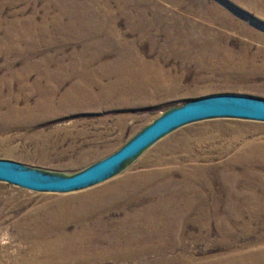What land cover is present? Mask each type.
Listing matches in <instances>:
<instances>
[{"label":"rangeland","instance_id":"1","mask_svg":"<svg viewBox=\"0 0 264 264\" xmlns=\"http://www.w3.org/2000/svg\"><path fill=\"white\" fill-rule=\"evenodd\" d=\"M218 94L264 99V0H0V160L72 175L167 111ZM219 173L236 174L244 198H228L230 181ZM121 180L129 195L107 196L121 195L119 207L71 223L79 206L100 202L102 188ZM215 202L222 219L198 209ZM164 203L190 209L181 245L143 252L135 240L127 244L121 225L103 237L85 230L100 218L159 216ZM232 203L241 215L226 213ZM67 236L76 243H63ZM50 241L73 246V264L86 251L97 259L87 264H214L257 251L264 244V122L183 126L81 191L43 193L0 181V264H44Z\"/></svg>","mask_w":264,"mask_h":264},{"label":"water","instance_id":"2","mask_svg":"<svg viewBox=\"0 0 264 264\" xmlns=\"http://www.w3.org/2000/svg\"><path fill=\"white\" fill-rule=\"evenodd\" d=\"M235 118L264 122V99L218 94L173 108L136 134L124 146L71 176L30 168L0 160V181L43 193H70L85 190L117 175L122 167L173 131L200 121Z\"/></svg>","mask_w":264,"mask_h":264},{"label":"bare ground","instance_id":"3","mask_svg":"<svg viewBox=\"0 0 264 264\" xmlns=\"http://www.w3.org/2000/svg\"><path fill=\"white\" fill-rule=\"evenodd\" d=\"M153 11H158V10L154 9ZM140 13H142L141 10L138 11V15H139V17H142V15ZM247 31L250 32V30H247ZM165 152H167V151L164 149L162 152H160V155H158V158H159L158 160H160V163H164L163 157H165V156H163V155L165 154ZM128 163H126V164H128ZM204 170H206V169H204ZM199 171L201 172V171H203V169H199ZM160 174L162 175L164 173L160 172ZM68 176H71V175H68ZM219 176L221 178L226 177V179L230 181L228 186L225 188L227 191H229V194H230V196L228 198H232L231 200H233V202L237 201L238 200L237 198H244V193H243L242 189L238 188L239 186L237 184H239V181H238L239 179H238V176L236 174H230V173L220 174L219 173ZM154 178H156V175L154 176ZM125 182L126 181L121 180L117 184L114 183V185H110L108 187L102 188V194L105 195V197L100 202L90 203L88 208H84L85 206L84 207L79 206L78 211H77V217L72 219L74 221H72L71 223L81 221V219H82V221L86 220V219H88L94 215H101L108 208L119 207L120 206V196L121 195H129V191H127V192H125V190L123 191V189H124L123 187L127 184V183L125 184ZM118 189H122V192H121V195H119V198L108 199V197H109L108 195L111 193H114L116 191L118 192ZM135 193L136 192L134 191L132 194H135ZM251 196L253 197V195H251ZM188 200H190V199H188ZM191 200H193V199H191ZM189 202L191 203V201H189ZM166 204L167 203L160 205L159 211L161 212V214L159 216H153L152 212L147 210L146 211L147 215L150 214L151 216L144 217L143 213L139 214L138 212H135V213L128 215L127 218H125L120 223L115 222V221L108 222V221L100 218L96 222H93L92 223L93 225H91V227H88V228L86 227L85 230L88 232H95V233L99 232L100 236L103 237L104 235L106 236V233H108L110 228L114 229V231L117 232L115 227H118L121 225V227H123L129 231V238L130 239L128 238V241L130 243L127 242V244H131V242L133 240H135V242H137L138 245L140 244V248L143 249L142 250L143 252L152 251V249L161 250L163 245H165L166 247H167V245H174V246L181 245L184 238L182 239L178 235V233L184 234L189 229L188 227H181L182 226V215H185V213L188 212L190 209H187V208L185 209V207H182V206H172L170 204H169L170 207H168ZM198 206L200 207L198 209L201 210L202 213H208V212L212 211L211 216L214 217L213 219L218 220V219H222L225 217L223 214V210L221 209L220 204L218 202H215L214 205L213 204L212 205L211 204H209V205L208 204L207 205L199 204ZM190 207H191V209L193 208V206H190ZM224 207H225V210L227 209L226 213L229 214L230 216L235 217L237 215L242 214L239 212L238 208H236L233 205V203L229 207L228 206H224ZM166 208H168V209H166ZM163 209H165L164 212H163ZM207 209H210L211 211H206ZM153 210L154 209H152L151 211H153ZM77 218H79L80 220H78ZM159 221H160V223H159ZM231 236H234V235H231ZM81 237H83V235L77 237V240H80ZM62 239H65L63 242V243H65V241H67V240L74 242L76 238H74L73 236L72 237L67 236V238H62ZM153 240H158L159 246L152 245ZM59 241H62V240H59ZM74 243H76V242H74ZM224 245H226V244H224ZM42 247H43V245H42ZM64 247H65L64 244L57 242V241L54 243H52L51 241L50 242H44V247H43V250L41 252V254L44 256V259H45L44 264H73L72 261L78 255V251L73 246H69L70 248H68V249H65ZM256 247H257V251H255V252H251V253H248L245 255H237V253H236L235 256H232L228 259L225 258L226 260H221L219 262H217L218 261L217 260L216 261L217 263H214V264H224V263H231V262L232 263L237 262L236 264H264V244L260 245L259 247L258 246H256ZM126 250H128V249H126ZM129 252L131 253V251H129ZM123 253H124V251H123ZM95 254L96 253H94L92 251H86L77 257L76 262L81 263V264H87V262H85V261L94 259ZM136 256H138V255H136ZM96 257H97V255H96ZM105 257H107V256H105ZM99 258H100V256H99ZM94 260H97V259H94ZM208 261L206 263H208ZM82 262H85V263H82ZM195 263H197V262H195Z\"/></svg>","mask_w":264,"mask_h":264}]
</instances>
